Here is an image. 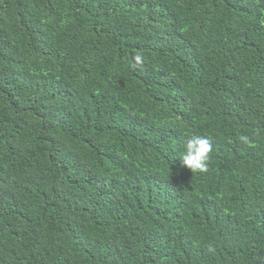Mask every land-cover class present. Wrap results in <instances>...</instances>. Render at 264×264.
<instances>
[{"label": "trees", "instance_id": "obj_1", "mask_svg": "<svg viewBox=\"0 0 264 264\" xmlns=\"http://www.w3.org/2000/svg\"><path fill=\"white\" fill-rule=\"evenodd\" d=\"M0 264H264V0H0Z\"/></svg>", "mask_w": 264, "mask_h": 264}, {"label": "clouds", "instance_id": "obj_2", "mask_svg": "<svg viewBox=\"0 0 264 264\" xmlns=\"http://www.w3.org/2000/svg\"><path fill=\"white\" fill-rule=\"evenodd\" d=\"M241 142L247 143V136H240ZM184 151L179 157L182 167H187L194 172H206L208 160L212 152V144L206 136L192 134L183 143Z\"/></svg>", "mask_w": 264, "mask_h": 264}]
</instances>
